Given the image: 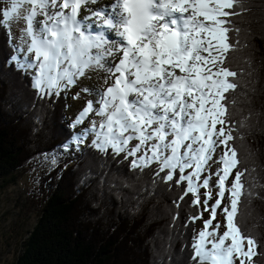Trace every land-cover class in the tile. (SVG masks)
I'll return each instance as SVG.
<instances>
[{
  "label": "snow or ice",
  "instance_id": "1",
  "mask_svg": "<svg viewBox=\"0 0 264 264\" xmlns=\"http://www.w3.org/2000/svg\"><path fill=\"white\" fill-rule=\"evenodd\" d=\"M96 3L8 0L0 6V27L10 35L11 23L23 21L17 45L23 62L12 59L21 69L35 70L33 87L42 96H59L89 71L107 73L99 107L87 101L76 124L95 113L100 120L90 121L94 147L136 157L133 168L156 163L166 181L178 171L176 183L186 182L184 196L191 194L194 206L201 205L205 189L209 218L203 211L191 218L203 220L191 245L196 264H253L258 242L237 221L242 197L251 193L229 143L235 137L227 94L238 86L237 72L226 66L239 43L230 36L239 33L230 17L244 11V0H113L110 11L102 7L81 17L82 8ZM85 20L110 31H90ZM214 156L216 199L209 204L212 176L201 177ZM187 169L192 171L185 175ZM218 210L224 215L222 233Z\"/></svg>",
  "mask_w": 264,
  "mask_h": 264
},
{
  "label": "trees",
  "instance_id": "2",
  "mask_svg": "<svg viewBox=\"0 0 264 264\" xmlns=\"http://www.w3.org/2000/svg\"><path fill=\"white\" fill-rule=\"evenodd\" d=\"M243 7L230 17L239 29L230 33L239 43L226 63L237 72L238 85L227 94L235 137L230 144L251 193L242 197L237 221L256 238L254 261L264 264V0H244ZM14 52L11 34L0 27V76L13 84L9 90L0 83V192L44 157L59 156L29 192L28 207L36 208L38 221L22 238L14 264H196L191 218L202 208L193 205L191 194L184 196L186 182L176 183L179 172L166 181V172L157 175L158 164L133 168L134 157L94 145L70 155L67 95L39 94L31 74L12 59Z\"/></svg>",
  "mask_w": 264,
  "mask_h": 264
},
{
  "label": "rangeland",
  "instance_id": "3",
  "mask_svg": "<svg viewBox=\"0 0 264 264\" xmlns=\"http://www.w3.org/2000/svg\"><path fill=\"white\" fill-rule=\"evenodd\" d=\"M5 3L7 5L8 0H5ZM22 27H23L22 20L13 21L11 23L12 42L14 43L16 49H17V45H19L20 43L19 36ZM16 56L20 58V62H23V53L17 51ZM27 71L34 73L35 70L27 69ZM106 75L107 73H105L103 70L89 71L86 73L84 77L79 78L76 84L64 89L66 90L68 96L67 120L69 123L71 122L73 125H75L76 128L75 130L76 134L72 142H70L66 146V150L70 154H73L74 148H81L87 142L94 143L95 133H93L90 130L91 129L90 121L92 120L99 121L100 117L93 115L95 114L93 113L88 117L87 121L84 124L81 123L75 124V122L79 116V113L86 106L87 101L91 100L94 104H96L94 107L96 108L98 107L97 101L99 100L100 91H102L103 88H105L104 78L106 77ZM2 78L3 76L2 77L0 76V83L5 84L4 86L5 89H9L10 85L13 86L12 82L7 80V78L6 81L9 83H5V80H3ZM16 86H18V84ZM99 86L100 88L98 89ZM85 89H87V91H85ZM2 95L5 96L4 93H2ZM14 103H17V101ZM81 131H86L87 133H85V135L84 133L77 135V132L80 133ZM79 136L82 137L79 138ZM135 143L136 141L132 142V144ZM221 151L222 148L217 149V156L220 154ZM217 156H214L213 160L209 161V167L201 177V179H203L206 176L209 175L212 176L210 181V187L212 190L213 199L209 201V204L214 203L216 199V188H215L216 177L212 174L215 173L219 167L218 163L216 162ZM57 162H58L57 155L44 157L39 166L35 168H28L20 175V177L16 180L14 184H11L10 186H8L7 188H5L0 192V264H14L20 252L22 238L37 223L38 211L36 210L35 207L32 208L28 207L27 197L29 196V192L31 189L37 190L39 180L42 174L48 173L51 169H53V167L56 165ZM191 171L192 169H187L185 171V175L186 173H190ZM200 191H201V208L204 214V219L206 220L209 218V213L207 211H204L203 209V200H204L203 193L205 189L202 188ZM226 202H227V194H226L225 203ZM217 220L220 221L222 224L220 229L222 233V231H224V227H223L224 215L220 210H218L217 213ZM202 227H203V220H196L194 237L196 236L198 231L202 229ZM19 234H21L20 237H17ZM9 239H12L11 243ZM157 241H160L159 236L156 239V243ZM157 247L158 245H156L153 248L154 251L152 254L157 253L158 251ZM153 257H155V254L153 255ZM159 262H160L159 260H156V264H158ZM237 264H239V261H237ZM253 264H258V263L254 261Z\"/></svg>",
  "mask_w": 264,
  "mask_h": 264
},
{
  "label": "bare ground",
  "instance_id": "4",
  "mask_svg": "<svg viewBox=\"0 0 264 264\" xmlns=\"http://www.w3.org/2000/svg\"><path fill=\"white\" fill-rule=\"evenodd\" d=\"M113 3V0H98V3L96 4H92V5H87L85 8L81 9V17H85V16H90L92 11H95V9H100V8H105L106 10L108 9V6L111 5ZM40 19V18H39ZM84 23L90 27H96V25L94 24L93 20H85ZM105 31H110V30H105ZM113 39L118 42L119 41V37H113ZM106 87V85H105ZM100 88V86L98 87V89ZM104 89V88H103ZM99 107V105H98ZM96 108V107H94ZM95 115V114H93Z\"/></svg>",
  "mask_w": 264,
  "mask_h": 264
}]
</instances>
